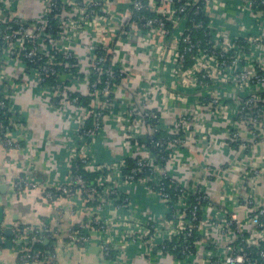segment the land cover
<instances>
[{
	"label": "built area",
	"instance_id": "obj_1",
	"mask_svg": "<svg viewBox=\"0 0 264 264\" xmlns=\"http://www.w3.org/2000/svg\"><path fill=\"white\" fill-rule=\"evenodd\" d=\"M40 15L36 20L24 21L15 15L6 0L0 25V73H4L8 59L21 62L28 68L36 83L50 93V106L65 104L81 106L77 86L82 85L89 97L86 114L79 120L78 149L72 151L70 180L53 190L47 198L63 194L80 196V218L70 223L67 241L85 245L95 240L92 233H102L111 226H122L121 239L127 244L155 246L162 255L176 259L192 257L198 248L205 254L204 264H264V193L257 194L255 187L263 166L253 158L243 172V193L227 184L225 198L228 204L220 205L213 218L204 217L203 205L211 204L206 186L217 168L201 167L202 176L186 189L176 182L166 170L167 161L178 151L187 150L196 141L194 133L202 130L198 124L200 107L184 111L169 130L162 129V109L151 105L146 97L140 101H127L121 110L120 133L135 146L141 134L146 135V150L132 157L88 167L93 145L103 127L104 116L113 108L115 90L132 72L121 59L119 47L131 49L130 39L137 36L140 48L151 53L149 82L153 76L155 86L163 93V103H182L186 96L177 90H196L214 82L237 92L233 104H224L221 97L210 93L200 101L209 113L232 118L225 128L221 143L251 155L264 152V95L255 93L264 84V64H249V48L261 42L250 34L237 33L227 41L212 30L210 11L219 8L221 0H42ZM241 5L264 15V0H239ZM119 22L117 30L111 25ZM92 35L87 45L88 61L83 75L77 66L78 40L83 34ZM29 65V67L27 66ZM77 73L79 74H75ZM165 70L173 78V90H168L162 80ZM85 72V73H84ZM48 80L52 82L47 83ZM14 85V83L8 85ZM7 86V87H8ZM0 87V143L7 154L18 150L26 152V162L21 173L12 178L14 193L27 191L35 184L28 177L34 166V151L25 143L27 127L19 110L10 104L12 94ZM73 94V95H72ZM82 94V93H81ZM228 112V113H227ZM228 114V115H227ZM233 123V124H232ZM161 130L169 136H159ZM250 133L243 139L240 133ZM207 137V134H205ZM216 138L209 139V145ZM26 144V146H25ZM259 149V151H258ZM129 158L130 160H128ZM92 173L88 181L82 172ZM140 184L157 194L166 204L164 219L127 220L101 217L107 202L124 209L129 204L125 193L130 184ZM36 187V186H35ZM241 204L244 218H239L229 204ZM73 214V211H70ZM20 240L19 264H32L44 255L42 250H32L29 244L43 241L41 228L28 224L15 226ZM118 242L100 239L97 246L107 264H119L113 255Z\"/></svg>",
	"mask_w": 264,
	"mask_h": 264
},
{
	"label": "crops",
	"instance_id": "obj_2",
	"mask_svg": "<svg viewBox=\"0 0 264 264\" xmlns=\"http://www.w3.org/2000/svg\"><path fill=\"white\" fill-rule=\"evenodd\" d=\"M239 0H221L219 8L210 11L212 30L223 40L227 41L237 33L252 34L260 38L261 42L249 48L246 59L249 64H264V15L259 11L241 5ZM12 12L27 20H36L40 15L43 5L42 0H6ZM5 7L0 4V25L3 22ZM119 22L114 21L111 28L115 31ZM92 35L83 34L78 40L77 64L83 73L88 61L87 45L93 42ZM119 47V59L130 68L131 80L125 79L119 83L115 90L113 108L104 116L103 127L93 145V154L88 167L91 170L100 164L114 162L124 157H132L144 153L147 142L138 141L135 146L125 140L120 133L121 110L127 101L138 102L144 96L152 106L162 109V129L169 130L182 112L198 109V125L202 130L194 133L196 141L187 150H178L166 163V170L170 177L180 183L186 189H191L192 184L202 176L201 167L211 165L217 168V175L209 179L206 186L211 204L203 205L201 213L204 217L213 218L218 206L228 204L224 191L227 184H232L240 193L244 190L243 172L249 167L253 159L263 166L257 178L255 192L264 193V158L261 154H246L236 148L221 143L226 134L223 130H232L228 118L220 117L215 112L209 113L206 106H200L199 102L210 93L221 97L224 104H233V98L237 92L232 91L225 84L214 82L205 88L190 91L177 87V90L186 96L182 103H163V93L155 86L154 76L149 82L140 83V78H148L151 69V53L147 48H140L137 36L130 39V48H125V40ZM85 73V72H84ZM164 85L173 90V78L168 70L162 74ZM14 85L10 86V84ZM8 86V87H7ZM0 87H7L12 94L10 104L19 110L20 118L27 127L28 139L25 142L35 153L33 168L27 173L35 184L27 191L14 193L12 177L21 173L26 162V152L18 150L12 155L7 154L0 143V196L4 203V219L0 224V264H19L18 247L20 240L16 236L15 226L28 224L41 228L43 241L49 243V247L43 252L41 259L32 264H107L96 245L98 240H116L118 242L114 256L119 264H204L205 254L200 247L195 254L186 259H176L169 255H162L157 247L139 246L127 244L122 240V226H111L103 231L92 233L95 240L85 245H74L67 241V231L70 223L79 220L82 210L80 196H65L58 194L47 198L45 192L53 190L70 180L72 151L78 149L77 130L82 116L86 114L85 105L65 104L61 107L50 106V93L40 87L34 75L25 66L16 60L8 59L4 73H0ZM80 94H85L82 85L77 86ZM257 94L264 95V84L256 90ZM200 98V101L194 99ZM228 107V106H227ZM231 109L228 107V112ZM227 112V113H228ZM228 115V114H227ZM233 124V123H232ZM207 134V137H205ZM243 139L250 138V133L242 131ZM215 137L214 144L209 145V139ZM25 144V146H26ZM264 152V144L260 146ZM259 151V149H258ZM253 158V159H252ZM4 185V186H3ZM5 188V189H4ZM5 191L1 194V191ZM125 193L129 204L124 209L116 207L114 202H107L101 212V217L127 220L133 219H164L168 212L165 202L155 193L150 192L144 186L130 184ZM224 203V204H222ZM229 209L235 210L239 218H244L241 204H229ZM73 211V214H70ZM79 215V217H78ZM10 234H7L6 231ZM11 240L7 246L6 241Z\"/></svg>",
	"mask_w": 264,
	"mask_h": 264
},
{
	"label": "trees",
	"instance_id": "obj_3",
	"mask_svg": "<svg viewBox=\"0 0 264 264\" xmlns=\"http://www.w3.org/2000/svg\"><path fill=\"white\" fill-rule=\"evenodd\" d=\"M24 21H29L27 19H25ZM29 67V65H27ZM28 69V68H26ZM75 70H79L77 66L74 67ZM73 69V70H74ZM74 70V71H75ZM76 73L75 74H78L77 71H75ZM83 75V73H81ZM79 75V74H78ZM84 76V75H83ZM52 81L51 80H48L47 83L50 84ZM80 95L79 98L81 100V105H85L87 106V104L90 102L89 101V97L87 95H84V94H80V93H74V95ZM73 95V94H72ZM159 136H164V137H167L169 136V133L167 131H164V130H161L160 133H157ZM128 160H130L129 158H127ZM82 174L85 176V178L90 181L92 178H93V174L92 173H85L84 171L82 172ZM31 246V249L32 250H45L49 247V243H45L44 242H34V243H31L29 244Z\"/></svg>",
	"mask_w": 264,
	"mask_h": 264
},
{
	"label": "water",
	"instance_id": "obj_4",
	"mask_svg": "<svg viewBox=\"0 0 264 264\" xmlns=\"http://www.w3.org/2000/svg\"><path fill=\"white\" fill-rule=\"evenodd\" d=\"M139 138L142 140V141H146V135L145 134H141L140 136H139ZM4 186V185H3ZM5 189V188H4ZM5 193V191L3 190V191H1V194H4ZM1 200H2V198H1V196H0V224L3 222V219H4V203L2 202L1 203ZM7 232V234H10V232L7 230L6 231ZM11 240H8V241H6L5 242V244L7 245V246H10L11 245Z\"/></svg>",
	"mask_w": 264,
	"mask_h": 264
}]
</instances>
